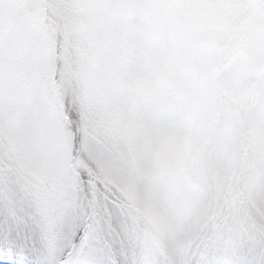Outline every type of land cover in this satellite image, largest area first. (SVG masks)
I'll use <instances>...</instances> for the list:
<instances>
[{
  "label": "rangeland",
  "instance_id": "rangeland-1",
  "mask_svg": "<svg viewBox=\"0 0 264 264\" xmlns=\"http://www.w3.org/2000/svg\"><path fill=\"white\" fill-rule=\"evenodd\" d=\"M34 2L49 56L23 115L0 100V233L46 264L264 250V0H90L105 23L87 44L66 0ZM41 95L56 158L34 143Z\"/></svg>",
  "mask_w": 264,
  "mask_h": 264
},
{
  "label": "snow or ice",
  "instance_id": "snow-or-ice-1",
  "mask_svg": "<svg viewBox=\"0 0 264 264\" xmlns=\"http://www.w3.org/2000/svg\"><path fill=\"white\" fill-rule=\"evenodd\" d=\"M72 10L73 27L87 44L105 23L90 0H66ZM49 38L41 23L34 0H0V100L9 89L16 103L17 115L25 112L24 98L31 86L46 76ZM34 119V143L46 157L61 155L62 134L45 98L41 95L31 109ZM160 119H167L161 111ZM53 130L55 134H53ZM0 264H46L39 243L18 231L0 233ZM190 264V262H184ZM243 264H264V250L251 248Z\"/></svg>",
  "mask_w": 264,
  "mask_h": 264
}]
</instances>
